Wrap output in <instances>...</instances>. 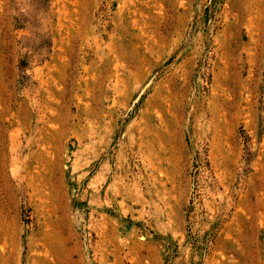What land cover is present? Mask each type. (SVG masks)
Here are the masks:
<instances>
[{
	"label": "rangeland",
	"instance_id": "obj_1",
	"mask_svg": "<svg viewBox=\"0 0 264 264\" xmlns=\"http://www.w3.org/2000/svg\"><path fill=\"white\" fill-rule=\"evenodd\" d=\"M0 264H264V0H0Z\"/></svg>",
	"mask_w": 264,
	"mask_h": 264
}]
</instances>
